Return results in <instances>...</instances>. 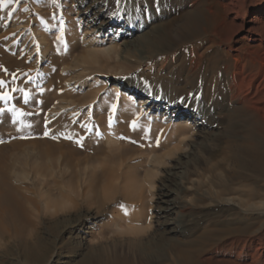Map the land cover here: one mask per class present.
I'll return each mask as SVG.
<instances>
[{"label":"rangeland","instance_id":"obj_1","mask_svg":"<svg viewBox=\"0 0 264 264\" xmlns=\"http://www.w3.org/2000/svg\"><path fill=\"white\" fill-rule=\"evenodd\" d=\"M193 1L197 2L196 7L203 15V21L183 31L184 39L177 45L176 51L169 56L141 61L142 63L139 62L140 60H135L133 63H136L137 67L133 65L120 74L109 70L107 73L108 67H102L105 72L97 75L93 69H87V66H81L82 69L79 67L81 71L75 70L79 69L75 64L85 51L87 37L91 34L86 19L83 18V8L79 0H0L2 53H0V80L5 82V86L0 87V95L5 92L10 95L7 101L0 99V109L4 110L0 112V141H3L0 143V168H4L15 184L37 191L39 194L36 193L34 196L41 202L42 198L57 196L58 186L62 184L65 201L72 207V211H68L67 214L62 213L53 216L54 218L45 216L38 221L36 234L47 237L50 240L49 244L53 245L45 255L46 263L48 261V263L62 264L63 261H68L71 251L67 249L70 236L61 226L69 224L70 220L80 216L81 221L77 223L75 235H78V240L81 237L86 239L84 243L77 245L76 249L80 254L75 256L73 253L72 263L78 264L86 258L85 256L94 253L93 255L98 254L100 258L103 257L100 264H157L136 261L123 251L118 258H114L102 249H109L114 242L126 246L127 242L135 239L134 236L119 234L121 229L128 225V215H132L135 210L141 209L142 212L138 215L143 220L140 226L145 228L147 233L143 239L147 241L154 237L152 227L157 221L155 206L160 201V187L181 154L160 166L152 163L155 157L163 156L166 150L177 145L175 142L177 136L171 137L169 147L162 148L167 139L165 135L170 130L156 126L151 105H143L139 95L128 99L127 96L125 97V91H115L111 88L115 87L116 81L126 82L135 79L139 83L137 89L148 96H151L153 91L161 97L172 92L177 98L189 101L195 98L194 93L189 90L190 81L197 79L201 87L204 85L207 88L203 89L202 93H208L212 89V81L221 78L224 74L223 65L226 64V58L221 57L218 61L217 55H221L220 50L228 44L223 42L207 52L201 50L197 67L190 71L187 79L186 73L192 66L191 50L210 38L205 31L227 22V26L220 31L223 33L222 37L228 35L240 23L236 21L237 24H231L230 18L234 17L236 11L240 12L241 19L246 22L252 19L264 22V0H238L234 2L235 5L231 0ZM212 10L214 14L210 15ZM69 29L78 35L80 46L73 48L71 53L68 51V39L67 42H61L66 53L63 52L62 57L59 51L58 57L61 56L64 60L50 69L51 71L47 70L46 67L50 66V62H41L46 58V51H42V45L46 40L51 41V45L54 44L56 38ZM254 36L257 38V35ZM218 38L216 37V40L220 41ZM235 41L236 38L231 44L234 45ZM114 42L108 45L101 44L98 47L115 48L117 42ZM82 74H85V77ZM96 78L98 81L94 83ZM123 103L126 106L120 109ZM100 104H103L104 110L98 113L96 111ZM129 111L132 114L129 115L127 113ZM220 113L219 121L224 123L222 125L224 128L229 113L224 110ZM234 116L236 117L237 114ZM235 121L250 130L255 137L257 136V148L248 158L251 169L247 171L246 180L264 186V125L260 120L252 121L250 117L244 115L236 118ZM202 132L196 130L194 136H204L205 133ZM110 135L113 142L107 138ZM184 135L193 136V132H185ZM222 135L224 137V133ZM81 138L86 140V146L82 142L77 143ZM210 138L208 143L213 144V138ZM63 140L65 141L62 142ZM108 140L112 143H108ZM224 141H218L217 146L212 149H203V155L200 157L201 166L205 162L217 161L229 153ZM38 143L42 145L48 143L64 150L74 147L77 148L76 155L67 157L61 152H55L56 154L53 155L41 156L39 153L41 146ZM93 169L103 177L105 176L103 174L107 176L109 173L113 174L110 175V181L113 182L115 190L101 191L98 200L89 186ZM190 170L191 179L201 176V169L195 171V168L191 167ZM85 187L86 197L75 196L76 193L81 195ZM186 189H189V195L200 194L203 191L190 184ZM152 195L154 197L151 200ZM190 207L194 212L195 206L190 205ZM228 220L229 218H220L209 222L217 237L226 234L223 224ZM53 228H57L59 233L57 230L53 232ZM84 228H87L86 231ZM114 231L119 232L115 235ZM33 239L32 242L35 243ZM188 242L192 243L191 247L188 245L181 251H178L181 248L177 249V246L176 248L169 246L161 253L159 258H162L163 262L159 264H227L229 258L222 255L208 259L211 256V248L204 246L197 235L191 237ZM93 248L95 251L92 250ZM23 256L18 241L0 240V261H4L3 264H26L23 262Z\"/></svg>","mask_w":264,"mask_h":264},{"label":"bare ground","instance_id":"obj_2","mask_svg":"<svg viewBox=\"0 0 264 264\" xmlns=\"http://www.w3.org/2000/svg\"><path fill=\"white\" fill-rule=\"evenodd\" d=\"M231 1L233 4L238 2V0ZM79 2L83 8V18L86 19L85 22L91 34L87 37L86 49L80 59H77L75 66H78L77 68L87 66V69H93L97 75L105 72L102 67H108L107 73L110 71L120 74L133 65L137 67L136 63H133L135 60L141 62L169 56L183 41V31L203 21V15L196 7L197 2L193 0H119V3L117 0H79ZM213 14L212 10L210 15ZM233 15L234 17L230 18L231 24L236 21L240 23L236 27L233 25L235 28L231 33L224 34L223 37L221 35L223 33L220 30L227 26V22L219 27L215 26L205 31L210 38L208 37L204 43L191 50L192 66L186 73L187 79L190 71L197 67L201 50L207 52L223 42L228 44L220 50L221 55H217L218 61L221 57L226 58V64L223 65L224 74L221 78H215L212 81V89L208 93H202L203 89L207 88L204 85L201 87L197 79L190 81L189 90L194 93L195 98L189 101L177 98L172 92L161 97L153 91L151 96H148L137 89L139 83L135 79L126 82L116 81L115 87L111 88L115 91H125L127 98H135L139 95L143 105H151L153 120L159 122H155L156 126L170 130L165 135L167 139L162 148L169 147L171 137L177 136L175 139L177 145L166 150L163 156L155 157L152 164L160 166L181 154L176 161L174 160L175 163L160 187V201L155 206L157 221L152 227L154 237L147 241L143 239L147 233L145 228L140 226L143 220L138 215L142 212L141 209L135 210L132 215H128V225L121 229L119 234L134 236L135 239L142 237V239H133V241L129 239L126 246L114 242L109 249H102L114 258H118L123 251L136 261L159 264L163 262V259L159 258L161 253L169 246H177V249L181 248L178 251H181L186 246L192 245L188 240L197 235L204 246L211 248V256L208 259L222 255L229 258L227 264H264V186H258L259 184L249 183L246 180L247 171L251 169L248 158L257 148V136L255 137L250 130L235 121L236 118L244 115L250 117L252 121L258 119L264 125V25L262 26L264 22L261 23V20L257 19L246 22L243 18L241 19L238 11ZM254 35H257V38ZM109 36L112 38L108 39ZM58 37L54 44L51 45V41L46 40L42 45V51H46V58L41 62H50L51 66L46 67L47 70L53 69L64 60L62 53L65 52V48L61 42H67L68 39L69 52L80 46L79 37L72 29ZM216 37H219L220 41H217ZM234 38L236 41L232 45ZM114 41L117 42L115 48L98 47L101 44L115 43ZM59 51L62 57H58ZM57 76L58 74L55 77ZM96 81L98 78L94 79V83ZM125 106L126 104L123 103L120 109H124ZM103 110V104H100L97 111H94L99 113ZM223 110L229 113L224 128L222 127L224 123L219 121L220 111ZM127 113L132 114L131 111ZM196 130L197 132L202 130L205 135L195 137ZM185 132H193L194 137L185 136ZM110 137L111 135L107 138ZM210 137L213 138V144L208 143ZM83 139H79V143L82 142L86 146V140ZM110 140L112 141L111 138ZM223 140L229 153L217 161L205 162L201 166L200 157L203 155V149H212L217 146L218 141ZM111 141L108 140V143L113 142ZM38 145L41 146L39 152L41 156L61 152L62 155L69 157L76 155L77 151L74 147L64 150L48 143L43 145L38 143ZM191 167L195 168V171L201 169V176L191 179L189 177L192 173ZM84 172L86 174V171ZM91 172L89 186L96 200L100 199L101 191L115 190L113 182L110 181V175L113 176V174L109 173L108 176L103 174L105 175L103 177L95 169ZM83 178L85 180V177ZM69 184L73 186L72 183ZM188 184L203 190L202 193L189 195V189H186ZM63 188L62 184L59 185L57 196L42 198L41 202L34 196L36 193L39 194L37 191L15 184L4 168H0V240L18 241L24 253V263L53 264L45 261V255L53 245L49 244L50 240L47 237L38 236L35 230L38 221L43 217L67 214L72 209L71 205L65 201ZM76 195L79 198L86 197V187L81 195L80 193ZM153 197L152 195L151 200ZM190 205L195 206L194 212ZM220 218H229V220L223 224L226 234L217 237L214 228L209 226V222ZM80 221L79 216L70 220L69 224H63L65 226L60 225L63 231H68L70 242L67 249L71 250L68 261H63L62 264H74L72 263L74 261H71L73 253L75 256L80 254L76 247L84 243L86 239L81 237L78 240V235H75L77 223ZM57 228H53L52 231L54 232ZM84 229L86 231L87 228ZM114 232L113 234L116 235L119 231ZM33 237L35 243L32 242ZM92 250L95 251V248ZM93 254L83 257L84 259L82 258L83 260L78 264H100L103 257ZM3 263L4 261H0V264Z\"/></svg>","mask_w":264,"mask_h":264},{"label":"snow or ice","instance_id":"obj_3","mask_svg":"<svg viewBox=\"0 0 264 264\" xmlns=\"http://www.w3.org/2000/svg\"><path fill=\"white\" fill-rule=\"evenodd\" d=\"M117 3H119V0H117ZM4 86H5V82L0 80V87H4ZM13 91H15V89H13ZM0 99L5 101L9 100L10 99L9 93L5 92L3 95H0ZM25 100H27V93H25ZM3 111H4L3 109H0V112ZM133 127H135V124H133ZM45 135H47V133H45ZM0 143H3V141H0ZM77 143H79V141H77Z\"/></svg>","mask_w":264,"mask_h":264}]
</instances>
